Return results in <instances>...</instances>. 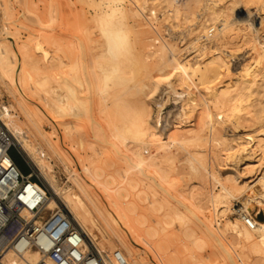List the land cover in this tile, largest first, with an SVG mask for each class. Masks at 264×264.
<instances>
[{"label": "bare ground", "instance_id": "1", "mask_svg": "<svg viewBox=\"0 0 264 264\" xmlns=\"http://www.w3.org/2000/svg\"><path fill=\"white\" fill-rule=\"evenodd\" d=\"M129 1L131 5L136 6L140 10L141 15L144 17H147L146 15L149 14L150 17L153 18L154 16L157 18L156 14L157 11H159V13L163 15V19L166 21L165 26L168 30L167 32L170 34L171 39L172 37L174 38V34L176 33H178V35H189V37L186 38L187 42L185 41V43L188 44L183 47L185 51L187 50L188 52L186 55H183L181 53L182 56H180L178 55L180 54L178 53L179 51L176 50L177 47L172 44L174 41L171 43H167L166 40L164 42H162L161 40L163 44L160 42L161 45L158 48H153L152 50L148 48L146 54H143L141 56L140 62L145 72L139 82L132 79L134 76V72L130 66L125 65V58L123 54L125 45L120 41H116L117 49L119 51L117 55L114 54L115 52L109 54L102 51V55H100L99 53L100 56H107L104 63L108 67L112 68V71L114 72L113 78L115 80V85L119 86L124 82H128L125 89L123 90L126 91V89L131 88V92L133 90L137 92V96L135 95L136 97H134L133 104L131 105L128 103V101H125V99L122 100V97H118L121 99V101L119 99L120 105L117 103L116 104L122 110L116 109V114L119 113L123 116V113L118 112V110H120L121 112L123 110L124 112H127L128 110V113L131 112V114L128 116V118L124 117L125 122L122 123L124 121L123 120L121 122V125H114L115 123L112 122L113 124L110 127V123L107 121L109 125L108 129L110 131V137L103 135V137L99 139V135L97 136L99 132L95 130V126H101L99 115L102 116L101 114H105L106 110L105 112L98 114L97 116V111L95 112V110H97L98 105H96L97 107H95L94 101H92L93 98L88 92L91 91V87H101V89H106L107 83L100 82V76H96L95 73L94 74L96 78L95 80L93 79L94 82H90L88 80L89 77L90 80L91 78H94L92 74V77L85 76L87 77V79L84 77V71L85 73L87 71L84 70V63L88 66L90 61L83 62L84 60H82L81 55L80 57H78L79 60L76 62H72V58V60L68 62L69 64H63V67H70V70H68L67 68L66 70L63 67L62 69H59L63 72H65L66 70L68 73L67 76L62 77V75H64V73L62 72V75H59L57 73V76H61L57 77L54 74L56 73V70L53 72V74H51V72H49L50 70L47 69V73L46 68L49 67L46 66L43 61H40L39 58L34 59L36 57L32 56L34 55L31 54L32 51L31 53H29L28 48L21 49L20 47H16L14 45L6 46L2 44L3 40H0V79L3 86L5 87V90L9 94H11L10 96H12V99H14L15 102L20 105L26 120L27 129H22L18 126L14 128V126L12 125L11 127L10 121L5 120V118H7L6 116L8 115V110L1 105L0 120L7 127L12 136L13 142L20 150L23 157L30 163L34 172L37 174L40 181L49 192V195H47L46 198L47 207L49 209L60 206L66 208V210L68 211V215L70 214L69 218L72 223L76 227H78L87 238V241L84 242L85 248L88 249L89 247H92L96 249L97 252H99L103 257H105V254L109 255L110 258H107V260L105 261L106 264H117L110 255L114 250L110 253H107L100 249L97 245L95 235L93 234V229L101 233L103 228H108L112 232L113 238L117 240V242L124 250L123 253L122 251H119L126 261V264H145L142 257H140V253L135 248L136 245L134 243V241L139 239L140 237L138 236L139 232L133 230H136V225H143L145 227L146 219L142 216L141 218L132 216L131 221L127 219L123 221L124 213L121 206H119V202H124V207H126L129 212L136 213L140 207L139 199L141 198V196L139 194L146 193L147 195V192L143 190V188H141L142 190L139 189L135 199L132 200L128 199L129 194L128 192H126L127 189L123 188H120L117 191H111L112 193L103 194L96 187L95 183H101L100 179L102 176H109V179L111 180L115 179V177L110 178V175H108V173L110 170L113 171L112 168L113 166H116L118 160L116 162L115 160L112 161L110 159L101 158L100 152L96 146L98 145L101 147L100 143L102 145L106 144V146L110 145L117 153H119L120 156L117 159H123L127 163L129 161L133 164V166L131 164L130 165L135 170L134 172L128 171L131 172V174L128 175L127 181L136 188L141 183H146L151 179H154V175L151 174V172H154L159 177L162 176L163 171V174H165V172H170L168 171V169L167 171L164 170V166L166 165H164V161L166 160L165 154L167 153L165 147L166 145L164 143L167 141V138H170L171 143H177L179 145H182L183 143L190 144L194 148L193 151L190 152V154H187L189 157L185 159V163L187 164V167L191 169L190 171L200 175L201 185L203 189L205 188V173H207L206 165H208L209 163H205V159L201 151L208 143H210V145L215 144L221 146L222 151L219 150L220 152H222L221 154L215 152L216 150H214V152L212 150L213 153L211 155V158L214 161L218 158H223L221 161H226L227 159H229L230 162L226 161L227 163L225 162L224 164L227 166L232 165V168L238 167L237 164H239V162L241 163V165L242 163L245 164V166H243L240 171L238 170L239 174L236 179H227L223 182L219 180L220 178L215 179V181L221 185V190L219 192L215 194H209L208 191L200 193V197L197 198L198 205L196 206V213L199 219L198 231L200 233L198 241L202 240L203 243H206L205 239H207L212 245L218 247L219 252L225 253L224 264H233V260H235L236 256V252L233 250V247H235V245L240 246L241 251L244 252L246 256L252 260L253 264H264V219L257 220L254 218L255 225L253 228H248L245 224L243 225L240 222V220L243 221V218L246 215H251L250 211L252 209H256L257 211L264 210V98L259 97L264 94V34L260 33V30L264 28V8H262V10L258 12L257 9L251 10L252 8L250 9L249 6H242V3L247 4L258 0ZM91 2L92 0L89 3L93 4ZM148 4L150 6H148ZM146 5L149 8L147 7L148 14L145 15V10L143 11V9L146 7ZM129 8L130 7L128 5V7L126 8L128 13V24L131 26V28H134V26H137L139 24L136 23L137 21L132 12H129ZM156 9L158 10L156 11ZM98 12L94 14H98ZM55 14L57 15V12L54 13V15ZM96 17L94 15V18ZM156 18H153L152 21ZM181 22H183V24L184 22H186L187 27L185 28V30L181 28L182 30L180 29V31L177 30L175 32V29L173 28L179 27ZM90 31L92 32V30ZM132 31L134 30L132 29L131 33ZM183 35L180 36V40H184L183 37L185 36ZM234 35H236V37L238 35L239 39L242 42L249 44V54L244 55L243 50V54L241 53V50L237 52L239 46H235L236 41L234 40ZM138 38V35L134 37V39ZM156 39L154 38V41L158 42L159 38L157 40ZM177 43L175 42V44ZM80 44L82 45V43ZM53 47V51H51L54 55L50 54L53 55L50 58L56 59V61L59 60V62L56 65L53 64L55 67L52 64L51 65L53 66V68H56L58 64V66L61 67L63 58L61 60L58 56L59 52V54H62L60 50L61 47H58L57 43L56 45L53 43ZM113 48L115 47L112 46V50ZM167 51L174 57L172 61L167 60L168 56L167 58L165 57ZM235 51L237 54L241 53V56L238 58V62L236 61L230 65L228 63L229 59L227 57L231 56ZM64 52L65 54L69 55V52ZM190 53L194 54L188 56ZM150 58H153V60L151 62H148L147 60H149ZM66 61L67 60L65 59L64 62ZM103 61L104 60H102V62ZM58 66L56 69L59 68ZM126 66H128L129 68L127 69ZM22 70L24 72H22ZM89 71L91 72L92 69ZM105 73L107 74V72ZM229 73H233V75L229 77ZM74 76H76L78 81L74 78ZM122 79H124V81ZM192 81L195 82V85L192 84ZM19 82L25 86L27 92L30 93L29 95L33 94L34 96L35 94L34 97L37 96L40 101H42L46 109L51 112V115L49 116L53 115L58 121H60V127L62 126V128H64L65 130L66 135L70 137L69 141L65 136L66 140L71 145L70 146L68 144L70 148L76 147V150L79 147L83 149L88 144L91 147V153L89 154L86 152L85 154L82 153L83 155H77V152L75 154L72 152L73 155H77L78 161L80 163H78V165L79 167H81L78 171H70L69 169L70 181L65 186H61L57 182L55 176L52 173L51 166L43 159L44 156L42 155L43 152L41 154V149H38V147H35L33 143H31V136H39L40 138H45V134L43 135V133L40 131L37 123L38 119L36 120L33 112L23 105V101L19 97L22 96V94L18 92L17 87V83ZM51 82H54L56 85L62 84L63 90L59 92L55 86L53 87L50 85ZM92 84H94V86H92ZM102 85L104 86V88H102ZM193 88H195L194 90L198 91H196V93H200V91L203 92L204 96L198 97L195 94ZM157 90H159L157 95L166 94L167 97L174 96V99L175 97L180 96L182 93H185L186 99L184 98L185 101L181 105V111L185 116L192 112L196 105H204L200 108L204 109V111L200 114V121L196 122V127L192 128L194 124L191 127H189L190 125L187 124L189 126L183 128V130L174 128L173 130H176L174 131L176 132V134L167 133L164 136H161V134H159L157 130V125L159 123V115L157 114L164 102L162 96L157 98L156 95H154ZM260 92H262L261 95H259ZM133 94H135L134 91L132 95ZM116 95L117 94H115V96ZM196 96L198 98H196ZM251 97H253L254 99H252ZM107 99L110 101L109 97L106 98V100ZM151 102L154 104V107L150 106ZM210 105L216 108V113L214 115L211 113V111H209ZM250 105H253L255 107L252 112L250 109H248ZM111 106V109H113V104H110V107ZM107 111L110 112L109 110ZM153 112L156 113L154 117H152ZM124 114L126 115V113ZM36 115L38 114L36 113ZM53 116L51 118L54 119ZM117 116L118 119L116 122L120 124L119 120H121L123 117L121 116L122 118H119L120 115ZM111 117L112 120L115 121V119H113V116ZM108 118L110 117H107V119ZM14 125L16 126V123H14ZM240 126L242 128H248L250 126L257 127L254 130V134L249 132L235 133L234 131L242 130V128H239ZM173 127H175V125ZM226 127H229L230 129H232V131H234L227 134L228 132H225ZM178 130L180 131L178 132ZM222 130H224V132H222ZM227 130L228 129H226V131ZM119 143L124 145L126 143H130V147L128 149H126L128 146H124L126 147L125 149L129 151L127 152L129 154L125 152L123 146V149L119 150L121 148L118 147ZM46 144L49 147V150L55 156L59 157L56 146L54 147L47 140ZM186 147H188V145L185 146V148ZM148 148L149 150L151 148V152L149 151L150 154L148 155L146 152L147 156L143 155V151H148ZM122 150H124V153H120V151ZM186 150L188 151V148ZM76 151L79 152V150ZM65 156L70 159L69 156ZM65 156L63 157L65 158ZM112 158L115 159V157L113 156ZM208 159L210 160V158ZM208 159L206 158V160ZM64 160L65 162L67 161V163L70 162V160L68 161L66 160V158ZM85 160L88 161L87 165H85L84 163ZM61 161L63 162V160ZM70 163L68 164L70 165ZM69 165L66 166L70 168ZM166 166L168 168L169 165ZM258 167H260L259 174H257L253 179H250L248 181L245 180L247 176H243V174H246L254 168ZM124 170H128V168ZM217 172L219 171L217 170ZM122 175L124 174L122 173ZM223 177L224 176H222V178ZM164 178L166 180L165 176ZM112 182L115 181L112 180ZM150 184L148 186H150ZM135 188L133 190H135ZM102 195L104 200L106 199V203H108L107 205L103 204V200L101 197ZM230 198L238 199L241 202L242 206L240 207V209H238V211H236L237 216L234 218V220H227L224 226H222V229H220L214 221L216 219L215 216L221 214V212H226L225 210ZM144 200H146L145 196L143 197L142 201L144 202ZM152 200L150 202V205L155 206V201L153 202ZM208 205H210L213 209V211H211L212 214L208 210ZM174 209V214L177 218L175 219H184L185 216H181V210H178V207ZM146 213L147 212H145V215ZM167 221L169 223L170 220H166L165 222ZM187 221L181 222V225H179V229L182 233L188 234L189 236V233H192V230L191 227H189L190 229L188 228ZM123 228H125L130 233L132 237L131 240H128L125 233L122 232ZM173 236L175 237L173 233H170V236H161L154 239V243L152 244L153 248L157 252L163 254V258L166 264H178V253L176 254L174 252L175 250H171L174 243L178 242L177 240H175V238L173 240ZM196 237H193L192 234L193 242L194 239H197ZM107 240L109 242L110 238H108ZM171 242L174 243L172 244ZM137 244L139 245V243ZM177 244L178 243H175V245ZM127 258H129L130 260H128ZM218 258L219 257L216 254L215 259ZM38 259L39 255L35 249H27L21 254H16L9 249L3 256L0 257V264H35ZM191 259H194V264H203V260H201V258H192L191 256Z\"/></svg>", "mask_w": 264, "mask_h": 264}, {"label": "rangeland", "instance_id": "2", "mask_svg": "<svg viewBox=\"0 0 264 264\" xmlns=\"http://www.w3.org/2000/svg\"><path fill=\"white\" fill-rule=\"evenodd\" d=\"M86 1H84V0H82V1L81 0H0V40H3L2 44L6 45V46L14 45L16 47H20L21 49L28 48L29 53H31V51H32L31 54H34L32 56L36 57L34 59L39 58L40 61H43V63L49 67V68H46V70L49 69L50 70L49 72H51V74H53V72L56 70L55 71L56 73H54L56 76H57V73L59 75H62L63 71H61L59 69L60 68L62 69L63 64H66V65L69 64L68 62L71 61L72 58H73L72 62H76L79 60L78 57H80V55H81L82 60H84L83 62H85V61L89 62L90 61L91 63L89 62L88 66L84 63V68H85L84 70H87L86 71L87 74L90 73L87 75L84 71V77L85 76H88V77L91 76L92 77V75H93L94 78H91V80H90V77L88 78V80L91 82V81H93V79L95 80L96 76L99 75L100 79H101L100 82L107 83L106 89L102 85V88H104V89H101V87H97V88L91 87L90 88L91 91L88 92L90 94V96L93 98L92 101H94L95 107H97L96 105H98L97 110H95V112L97 111L96 112L97 116H98V114H101V113L105 112V110H106L105 114L104 113L101 114L102 116L99 115V121L101 123V126L100 127L95 126V130L99 132V133L97 132L98 133L97 136L99 135L98 138L100 139L101 137H103V135L110 137V133H109L110 131L108 129V127H109L108 122L110 123V127L113 123H115L114 125H121L122 123L125 122L124 117L128 118V116L131 114V112L128 113L129 112L128 110H127V112H124V110L122 112L120 111L122 109L117 106V104L120 103L119 102L120 98H118V97H122L121 98L122 100L125 99V101H128V103L131 105V104H133L134 97L137 96L136 95L137 92H135V90H133V89L132 90L134 91L135 94L132 95L133 91L131 92V88L126 89V91L123 90V89H125L126 84H128V82H124V83H122V85H119V86L115 85V82H114L115 80L113 78L114 72L112 71L111 67H108L104 63L107 56H105V55L100 56V55H102L101 52L104 51V52H107L109 54L115 52L114 54L117 55L119 53V51L117 49L116 41L118 40L122 44H124L125 47L123 49V51H124L123 54H124V58H125V60H124L125 65H128L132 68V70L134 72V76L132 79L137 80L139 82L142 79V76L145 72L142 65H141L140 59H141V56L143 54H146L148 48L151 50L153 48L154 49L158 48L161 45V43L164 42L165 40L167 43H169V42L171 43L174 41L172 44H174L177 47L176 50H178L179 51L178 53H180L178 55L182 56L181 53L183 55H186L188 51L187 50L185 51V49L183 47H185L188 44V43H185V41H186V38L189 37V35L185 36L182 34L185 37H183L184 40L183 39L180 40V36H182V35H178V33H176V34H174V38L172 37V39H171L170 34L167 32L168 30L165 26L166 21L163 19V15H161L159 13V11H157L158 9H156L157 18L153 16V18H156V19L152 21L153 18L150 17L148 14V8H149L148 6H150L149 4H148V6L146 5V7H145L146 9L145 8L143 9V11L145 10L144 14L145 15L148 14V15H146L148 17L147 18V17L142 16L140 10L136 6L131 5L129 0H126V1L125 0H94V1L92 0L91 3H93V4L89 3L91 0H86ZM128 5L130 7L129 12H132L133 16L135 17V19L137 21V22L136 21L135 22L139 24L137 26H134V28L133 27L131 28V26L128 24V13H127V9H126L128 7ZM96 6H98V7H96ZM242 6H249L250 9L252 8L251 10L257 9V11L260 12L262 10V8H264V0L253 1V2L247 3V4L242 3ZM56 12H57V15L55 14L56 15L55 16L54 13H56ZM97 12H98V14H94ZM94 15H95V17L96 16L97 17L94 18ZM181 23H180L181 27L179 26V27L173 28V29H175V32L177 30L180 31L181 28L185 30V28L187 27L186 26L187 23L186 22H184V24H183V22H181ZM59 26H60V28H59ZM66 28H68V29H66ZM97 29H99V30H97ZM132 29L134 31H132V33H131ZM90 30H92V32ZM260 33L264 34V28H262L260 30ZM131 34H132V36H131ZM137 35L139 36V38L134 39V37H136ZM161 36L163 39L161 38ZM154 38L155 39L159 38L160 39V41L158 39L159 43L157 41H154ZM58 40H59V43H58ZM161 40H162V42H161ZM234 40L236 42H238V43L235 42V46L236 45L239 46L237 52L241 50L242 54H243V51H244V55L249 54V51H250V50H248L249 44L242 42L239 39L238 35H237V37H236V35H234ZM175 42L176 43L179 42V43L175 44ZM53 43L55 45L57 43V46L61 47L60 50H61L62 54H59L60 53L59 52L58 56L61 60L63 58V61H62L63 63L61 64L62 65L61 67L58 66L59 64L57 65L59 67L58 69H56L57 66H56V68H53V66L56 65L59 62V60L57 59L58 61H56V59L50 58L51 56L54 55L52 52L53 48H54ZM78 43L79 44L82 43V45L80 44L82 47ZM59 44H61V45H59ZM148 44H150V45L153 44V45L150 46ZM112 46L115 47V48H113V50H112ZM238 46H236V47H238ZM104 47L106 48V50ZM30 48H32L33 50ZM62 48H64V49H62ZM180 49H181V51H180ZM63 50L66 51V53L69 52L68 53L69 55L65 54V52ZM245 51H246V53H245ZM70 52H71V54H70ZM99 53H100V55H99ZM194 53H196V52H194ZM194 53H190L188 56H190ZM241 53L237 54L235 51L231 56H228L227 57L229 59L228 63L231 65L236 61L238 62V58L241 56ZM50 54H53V55H50ZM65 55L67 57L69 56L68 57L69 60ZM83 55H85V56H83ZM167 56H168V58H167ZM33 57H31V58H33ZM165 57L167 58V60H171V61L174 58L171 55V53H169L168 51L166 52ZM40 58H42V59H40ZM65 59L67 60L66 62H64ZM102 60H104V61L102 62ZM149 60H147V61L151 62L153 60V58H150ZM51 64L52 65L54 64V65L52 66ZM50 65H51V67H50ZM66 65H64V66H66ZM128 66H126L127 69L129 68ZM63 68H65V69L67 68L68 70H70V67H63ZM87 68H89V69H87ZM65 69H63V70H65ZM91 69H92V71H91L92 73L89 71ZM66 70H65L66 73L63 72L64 75H62V77L67 76L68 73ZM60 71H61V74H60ZM22 72H24V71L22 70ZM105 72H107V74ZM47 73H48V70H47ZM94 73L96 74V76ZM232 75H233V73H229L228 76L230 77ZM106 76H108V77H106ZM59 77H61V76H59ZM74 78L78 81L76 76H74ZM85 78L87 79V77H85ZM122 80L124 81V79H122ZM1 84H2V81L0 79V102H1L0 105L4 106L8 110V115L6 116L7 118H5V120L10 121V126L12 125V126H14V128L18 126V127H21L22 129H27L26 120H25V117H24V114H23V111H22L20 105L17 104L14 99H12V96H10L11 94H9L5 90V87L3 86V84L2 85ZM192 84L195 85V82L192 81ZM50 85L53 87L55 86L59 92L63 90L62 84L56 85L54 82H51ZM92 86H94V84H92ZM17 87H18V92L22 94V96H19V97L23 101V105L25 107H27L30 111L33 112V115L35 116L36 120L38 119L37 123H38V126L40 128V131L43 133V135L45 134L44 135L45 138H40L39 136L38 137L31 136L30 137L31 143H33V145L35 147H38V149H41V154L43 152L42 155L44 156L43 159L45 160V162H47L51 166L52 173L55 176L57 182L59 183V185L65 186L70 181L69 180L70 179V171L71 170L78 171L81 167V166L79 167V165H78L79 161H78L77 155H81L82 153L85 154L86 152L88 154L91 153V147L89 146V144L87 146H85L83 149L78 147V149H76V150H79V152L75 150L76 147L75 148L73 147L74 149L70 148L71 145L67 141V140L70 141V137H68L66 135L64 128H62V126L60 127V121H58L53 115L52 116L54 117V119L51 118L52 116H49V115H51V112L48 109H46V107L43 105L42 101H40V99L37 96L34 97L35 94H34V96H33V94L29 95L30 93L27 92V90L25 89V86L23 84H21L19 82V83H17ZM115 87L117 90L115 89ZM107 89H108V91H107ZM194 89L195 88H193V90ZM106 91L110 92V93H107ZM115 91H117V92H115ZM178 91H180V90H178ZM196 91L197 90H194L195 94L198 97L204 96L203 92L200 91V93H196ZM112 92H115V93H112ZM158 92H159V90H157L154 93V95H156L157 98L162 96V99L164 102L161 109L159 110V112L157 114V115H159L158 116L159 117L158 118L159 123L157 125V130H158L159 134H161V136H164L167 133L176 134V132H174L176 130H173L174 128L175 129L178 128L180 130H183V128H186L189 125H190L189 127H191L193 124L194 125L192 126V128L196 127V125H197L196 122L200 121V114L204 111V109H200V108H201V106H204V105H199V104L196 105L194 107L193 111L185 116L183 114V112L181 111V105L185 101L184 98L186 99L185 93H182L180 96H177L174 99V96L167 97L166 94L157 95ZM26 93H28V94H26ZM106 94L107 95L109 94L108 97H109L110 101L108 99L106 100V98H108ZM115 94H117L116 95L117 97L115 96ZM118 94H120V95H118ZM261 94H262V92L259 93V95H261ZM113 96H115V97H113ZM197 96H196V98H198ZM30 97H32V98H30ZM253 97H251V98L254 99ZM259 97L264 98V94H262ZM36 98H37V100H36ZM113 98H115V99H113ZM97 99H98V101H97ZM121 99H120V101H121ZM103 101L105 104L103 103ZM110 104H113V109H111L112 106L110 107ZM153 105L154 104L151 102L150 106L154 107ZM203 108H206V107H203ZM254 108L255 107L253 105H250L248 107V109H250L251 112L254 110ZM116 109H120V110H118V112L123 113V116L119 113L116 114V112H117ZM107 110H109L110 112H108ZM113 110H116V111H113ZM209 111H211V113L214 115L216 113V108H214L212 105H210ZM36 113L38 115H36ZM124 113H126V115ZM109 114L111 116H113V119H115V121L112 120V117ZM117 115H120L119 118L121 116L123 117V118L121 117L122 119L119 120L120 124H118V122H116L118 119ZM152 115H153L152 117H154L156 115V113L153 112ZM107 117H110L111 119L110 118L107 119ZM115 117H117V118H115ZM55 119L57 122L55 121ZM14 123H16V126L14 125ZM187 124H189V125H187ZM174 125H175V127H173ZM177 125H178V127H177ZM180 127H182V128H180ZM256 127L257 126H250L248 128L247 127L242 128L240 126L239 128H242V130H239V131L233 130V131L235 133L236 132L237 133L238 132L239 133L249 132V133L254 134L255 133L254 130L256 129ZM226 129H228V130L226 131ZM229 129H230L229 127L225 128V132L226 133L228 132L227 134L233 132L232 129H230V130ZM99 130H101V131H99ZM180 130H178V132ZM222 132H224V130H222ZM65 136L67 137V140H66ZM43 139L45 142L43 141ZM46 140L48 142H50L54 147L56 146V150H58L57 152L59 154V157L55 156L49 150V147L46 144ZM166 140L167 141L164 143L166 146L165 145L164 146L166 147V152H167L166 154H168V155L165 154L166 160L164 161V165L166 164L169 166L167 168V166L165 165L164 170L167 171V169H168V171H170V172H168V173L165 172V174H163L164 173V171H163L161 177H159L154 172H151V174L154 175V179H151L150 181H148L149 183L148 182L141 183L136 188L134 186H132L131 183H129L127 181L128 175L131 174V172H128V171L134 172V170H135L132 167L133 164L130 163L129 161L127 163L123 159L122 160L117 159L120 156L119 153H117L110 145L106 146V144L102 145L100 143L101 147L98 145L96 146L100 152V157L103 159H110L112 161L115 160L116 162L118 160L116 166H113V168H112L113 171H115V172L117 171V172L115 173V172L110 170L111 172L109 171V173H108V175H110V178L115 177V179H112L115 182H112V180L109 179V176L107 175L108 177L102 176L100 179L101 183H95V185L103 194L112 193L113 191H117L120 188L127 189L126 192H128V194H129V197H128L129 200L135 199L137 192L141 188H143V190H145L147 192V195H146V193L145 194H142V193L139 194L141 196V198L140 199L137 198V199L140 200V201L138 200L140 202L139 203L140 207L136 213L129 212V210L126 209V207H124V205H125L124 202H121V201L119 202L120 203L119 206H121V208L123 209V213H124L123 221H125L126 219L131 221L132 216L133 217L136 216L139 218H141V216H142L143 218L146 219L145 220V222H146L145 227L143 225L142 226L136 225V227H135L136 230H135L134 225H133V229H134L133 231H136V232L138 231L139 232L138 236H140L139 239L134 241V243L136 245L135 248L140 253V257H142L145 264H166V262L164 261V258H163V254L157 252L153 248L152 244L154 243L153 242L154 239L159 238L161 236H170V233H173L175 235V237L174 236L172 237L173 240L175 238V240L178 241V242H175V243H178L177 245H175L174 242H171L172 244L174 243L173 247L171 246L172 247L171 250H173V251L175 250L174 252L176 254L178 253V255H177L178 264H194L195 263L194 259H191V256H192V258H195V257L201 258V260H203V264H224L225 253L219 252L218 247L212 245L207 239H205L206 243H203L202 240L198 241L200 233L198 231V220L199 219H198L197 213H196L197 212L196 206L198 205L197 198L200 197V193H202V192L208 191L209 194H215V193L219 192L221 190V185L218 182H216L215 179L220 178L219 180L221 182H223L224 180H227V179L228 180H233V178L236 179L238 177L240 169L243 166H245V164L242 163V165H241V163L239 162V164H237L238 167L232 168L231 167L232 165L227 166L224 164L226 161L230 162L229 159H227L226 161L225 160L221 161L223 158L222 159L218 158L217 160L214 161L211 158L212 153L214 152V150H216L215 152L221 154L222 152H220V151H222V149H221V146H218L215 144L210 145V143H208L204 148L206 151L204 149L201 151L202 155L204 156L205 163L210 164V165L209 164L206 165L207 166V173H205L206 174V176H205V188L203 189L202 185H201L200 175L190 171L191 169L188 168L187 164L185 163V159L187 157H189L187 154H190V152L193 151L194 147H192V145L187 144V143H183L182 145H179L177 143H171L170 138H167ZM187 145H188V147L185 148V146H187ZM122 146H123L126 153L129 152L126 149H128L130 147V143H126L125 145L119 143L118 147H121L119 150L123 149ZM124 146H128V147L126 148ZM87 147H89L90 150ZM190 147H191V149H190ZM99 148H101V149H99ZM187 148H188V151L186 150ZM211 148H213V149H211ZM72 150H74L75 152ZM80 150H83V151H80ZM124 150H122L123 152L120 151V153H124ZM212 150H213V152H212ZM149 151L151 152V148H150V150L148 148V151L147 150L143 151L144 152L143 155L147 156L146 152L149 155L150 154ZM72 152L74 154L77 152V155L76 156L73 155ZM101 152L103 155L101 154ZM64 154L69 156L70 159L67 158ZM127 154H129V153H127ZM8 155L12 159V161L15 163V165L17 166V168L19 169L21 174L25 175L31 171L32 166L20 154V152L15 147L12 146L8 150ZM63 156H65L66 160L69 159L70 162L72 160L73 163L68 162V163H70V165H69L67 163V161L65 162V160H64L65 158ZM112 156L115 157V159H113ZM218 157H222V156H218ZM75 158H77V159H75ZM206 158L207 159L210 158V160L208 159L209 160L208 161V160H206ZM61 160H63V162ZM119 160H121V161H119ZM84 163H85V165H87L88 161L85 160ZM119 163H121V164H119ZM66 165L67 166L69 165L70 168L67 167ZM130 166H131V168H130ZM126 168H128V170H124ZM69 169H70V171H69ZM115 169H117V170H115ZM217 170L219 172H217ZM259 172H260V167L254 168L253 170H251L250 172H248L246 174L244 173L243 176L246 175L247 177L245 178V180L248 181L250 179H253L257 174H259ZM122 173L124 175H122ZM163 175L166 177V180H165ZM222 176H224V177L222 178ZM31 180L39 182L40 179L37 176V174L34 172V176L31 177ZM106 180H107V182H106ZM104 182H106V183H104ZM150 183H152V184H150ZM149 184H150V186H148ZM117 186H119V187H117ZM151 186H152V188H151ZM134 188H135V190L136 189L137 190L136 191L133 190ZM132 190H133V193H132ZM142 195H143V197L144 196L146 197V200H144V202L142 201V199H143ZM101 197L103 200V204L107 205L108 203H106L107 202L106 199L104 200L103 195ZM151 200L153 202L155 201L154 204L156 207L154 205L153 206L150 205ZM146 206H148V207H146ZM241 206H242V204L238 199L230 198L229 202L227 203V208L228 209L230 208V209L228 210L226 208V210H225L226 212H224V213L221 212V214H218L215 216L216 219L214 218L215 219L214 221L218 225V227L220 229H222V226H224V224L227 220H234V218L237 216L236 211H238V209H240ZM60 207L62 209H64L66 211V213H68L66 208H64L62 206H60ZM177 207H178V210H181V212L183 214V215L181 214V216H185L184 219L176 220L177 218L174 214V210H175L174 208H177ZM208 207H209L208 210L212 214V212H211V211H213L212 207L210 205H208ZM145 212H147L146 215H145ZM231 212H233V213H231ZM140 213H142V214H140ZM250 213H251V215H255V219H257V220L264 219V210L257 211L256 209H252L250 211ZM132 214H134V215H132ZM164 214L167 216H165ZM163 216H165V217H163ZM166 220H170L171 223H170V221H169V223H168V221L165 222ZM183 221L188 222L187 223L188 228L191 227L192 233L190 232L191 234L189 233V236H188V234L182 233L179 229V227H180L179 225H181V222H183ZM240 222L244 225L242 220H240ZM192 226H193V229H192ZM122 232L125 233L128 240H131L132 237H131L130 233L125 228H123ZM93 234L95 235L98 247L100 249H102L103 251L110 253L113 250H120L123 253L124 250L122 249L120 244L117 242V240L113 238L112 232L108 228H103L101 233L96 231L95 229H93ZM176 234L177 235L179 234L178 237ZM192 234H193V237L197 236L196 237L197 239H194V242L192 241ZM108 238H110L109 242L107 240ZM142 240H143V242H142ZM137 243H139V245ZM175 246L177 247V249ZM233 250L236 252V256H235V260H233V264H253L252 260L249 257H247L244 252L241 251L239 245H235V247H233ZM216 254L219 257L218 259H215ZM124 255H126V254H124ZM127 259L130 260L129 258H127Z\"/></svg>", "mask_w": 264, "mask_h": 264}, {"label": "built area", "instance_id": "3", "mask_svg": "<svg viewBox=\"0 0 264 264\" xmlns=\"http://www.w3.org/2000/svg\"><path fill=\"white\" fill-rule=\"evenodd\" d=\"M12 146L20 152L0 120V257L9 249L16 254L35 249L39 255L35 264H106L109 255L85 248L84 233L64 209L47 207L49 192L40 180H31L32 168L21 174L8 155ZM254 218L246 215L243 222L253 228ZM110 255L117 264H126L119 250Z\"/></svg>", "mask_w": 264, "mask_h": 264}]
</instances>
